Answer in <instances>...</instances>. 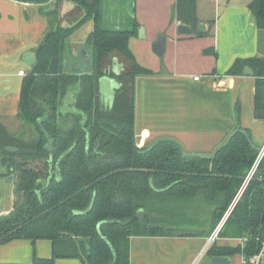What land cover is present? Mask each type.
I'll return each mask as SVG.
<instances>
[{"label":"trees","instance_id":"obj_1","mask_svg":"<svg viewBox=\"0 0 264 264\" xmlns=\"http://www.w3.org/2000/svg\"><path fill=\"white\" fill-rule=\"evenodd\" d=\"M60 1L42 9L53 26L36 50V63L24 76L19 95L17 116L36 136L13 133L0 121V177H12L14 196L10 212L0 215V244L17 238L50 239L52 256L35 255L33 264H56L58 258L130 264L131 237L184 233L174 231L171 223L181 203L190 201L196 206L211 204V229L194 233L210 236L258 158V150L242 131L251 135L250 129L237 119L235 131L211 155L186 154L173 138L138 146L135 80L153 72L131 50L133 32L102 29L100 0H71L75 7L68 23L61 24ZM197 1L177 0L175 6L177 18L191 27L198 24ZM250 8L264 29V0H253ZM76 11L82 14L74 19ZM87 22H92V29L84 45L92 56L87 70L72 72L65 66L72 53L71 37ZM114 53L122 58L124 70L112 74L119 86L106 107L99 80L108 74L106 63ZM246 64L257 76L256 110L264 112V58L237 60L231 73L242 72ZM7 146L17 151H7ZM218 237L242 242L221 245L216 239L207 256L250 258L263 249L264 158Z\"/></svg>","mask_w":264,"mask_h":264},{"label":"crops","instance_id":"obj_2","mask_svg":"<svg viewBox=\"0 0 264 264\" xmlns=\"http://www.w3.org/2000/svg\"><path fill=\"white\" fill-rule=\"evenodd\" d=\"M53 1L0 0V121L16 134L24 124L17 116L21 85L32 68L25 56L28 52L36 56L39 44L53 26L42 11ZM209 1L219 8V16L210 17L198 0V24L188 25V33L181 34L178 22L185 23L176 16L177 0H100V27L132 31L131 50L138 62L153 72L138 75L135 80V131L140 147L161 138H173L186 154L211 155L235 131L237 119L250 129L255 143L264 144V116H258L255 107L256 72L249 64L242 72L230 71L237 60L264 58V29L258 27L250 8L253 0ZM74 7L71 0L59 2L61 24L68 23L66 18ZM236 16L239 20L242 17V22L235 20ZM201 24L206 29L200 30ZM91 29L92 22H87L72 35V53L66 61L70 71L84 63L79 52ZM159 34L166 36L163 56L152 49ZM246 66L254 73H245ZM106 68L108 74L100 78L99 89L101 103L107 107L113 103L119 86L112 74L124 70L122 58L114 53ZM22 69L25 75L19 74ZM71 104L72 101L68 102V106ZM9 189L13 191L10 184ZM13 199L10 195L0 214L10 210ZM209 227L201 231L207 232ZM208 236L201 233L132 236L130 264H193ZM217 241L221 245L242 242L228 237H218ZM52 251L50 239L35 242L12 239L0 244V264H33L35 255L47 258L52 256ZM206 256L197 264H203ZM234 258L241 264V255ZM56 264H82V261L58 258Z\"/></svg>","mask_w":264,"mask_h":264},{"label":"rangeland","instance_id":"obj_3","mask_svg":"<svg viewBox=\"0 0 264 264\" xmlns=\"http://www.w3.org/2000/svg\"><path fill=\"white\" fill-rule=\"evenodd\" d=\"M203 1L204 0H199V5H201L202 10H204L208 15H211L210 17H212L213 19H216L219 16V8H217V6L209 0H205V4L203 3ZM81 14L82 13L80 11H76V13L74 14L76 18L74 19L79 18ZM234 19H238V22H242V17L240 18V20L238 16H236ZM3 106L6 107V105ZM18 130V134L26 138H34L36 136V133L29 125L23 124V126H20V128H18ZM10 195H12V190L9 189L7 178L0 177V208L4 207L5 204H7L8 199H10ZM189 203L190 204L188 205H186L185 203H181L183 208H178L174 213L173 222L171 221L174 231L184 232L185 234H188L201 231L203 229H206V227L208 226H210L209 229H211V204H209V206H206L205 204L196 206L195 204L192 205V201H190ZM166 224H168V221L166 222ZM233 261L234 264H238L237 258H234ZM193 264H195V262Z\"/></svg>","mask_w":264,"mask_h":264},{"label":"water","instance_id":"obj_4","mask_svg":"<svg viewBox=\"0 0 264 264\" xmlns=\"http://www.w3.org/2000/svg\"><path fill=\"white\" fill-rule=\"evenodd\" d=\"M199 28H200V30L206 29L204 24H201ZM142 30H143V28H142ZM142 30H141V32H142ZM178 31L181 34H186L189 31V26L186 25V24H179L178 25ZM152 49L158 56H163L164 55V53L166 51V36L164 34H159L157 36L156 40L152 44ZM79 53H80V56L82 57V60L84 61V63L79 68L73 69L72 72H80L82 70L85 71L88 68V63L90 62V59H91V56H92V51L90 49H87L86 46L83 45ZM25 59L32 66L36 63V56H35V54L33 52H28L26 54V56H25ZM66 61H67V58L65 60V66L67 67V62ZM245 73L253 74L254 72L249 66H246ZM257 114L260 117L264 116V112L262 110H258ZM242 131L246 134V136L249 139L250 143L258 150L259 155H258V158H257L255 164L251 168L248 176L245 178V180H244L241 188L239 189L236 197L234 198L233 202L231 203L229 209L227 210V212L225 213V215L222 217L221 221L217 225L218 229H221L222 226L224 225V223L227 220L229 214L231 213L232 209L234 208V206L238 202L239 198L241 197L243 191L245 190L248 182L250 181V179L253 177V174L257 170L261 160L264 158V144L262 146L256 145L254 143L251 135L246 130H242ZM49 145H50V142H48L46 144V147H49ZM6 150L10 151V152H14V151H17V147L8 146V147H6ZM203 264H233V259H232L231 256L212 255V256H206L204 258V260H203Z\"/></svg>","mask_w":264,"mask_h":264},{"label":"built area","instance_id":"obj_5","mask_svg":"<svg viewBox=\"0 0 264 264\" xmlns=\"http://www.w3.org/2000/svg\"><path fill=\"white\" fill-rule=\"evenodd\" d=\"M180 23L181 22H178V25ZM19 74L25 75L26 72L24 69H22L19 71ZM195 79H199V76H195ZM219 231L220 229H218L217 227L213 230L211 235L208 237L204 248L201 250V252L197 256L195 260V264H197L207 254V251L209 247L211 246V244L218 238ZM241 264H264V246H263V249L258 254H255L251 256L250 258L242 257Z\"/></svg>","mask_w":264,"mask_h":264},{"label":"flooded vegetation","instance_id":"obj_6","mask_svg":"<svg viewBox=\"0 0 264 264\" xmlns=\"http://www.w3.org/2000/svg\"><path fill=\"white\" fill-rule=\"evenodd\" d=\"M122 73V72H121ZM120 73V74H121ZM115 75H119V74H115ZM115 75H113L114 76V78L116 79V77H115ZM117 80V79H116ZM118 82V81H117ZM119 83V82H118ZM112 105V104H111ZM111 105H109V106H107V107H110ZM8 147V146H7ZM0 170H3V167H2V165H1V160H0ZM3 178H7V181H8V183L12 186V177L11 176H6V177H3ZM13 187V186H12ZM12 195H13V191H12ZM12 207H13V205H12ZM12 207L10 208V210L12 209ZM10 210L7 212V213H9L10 212ZM7 213H1L0 215H4V214H7Z\"/></svg>","mask_w":264,"mask_h":264}]
</instances>
